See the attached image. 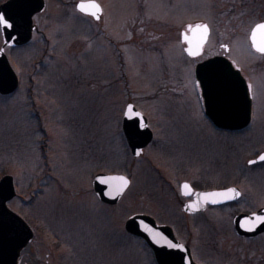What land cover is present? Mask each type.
<instances>
[{"label": "rangeland", "instance_id": "1", "mask_svg": "<svg viewBox=\"0 0 264 264\" xmlns=\"http://www.w3.org/2000/svg\"><path fill=\"white\" fill-rule=\"evenodd\" d=\"M78 1L88 0H45L31 41L5 50L20 86L0 96V178L13 177L17 197L8 207L34 231L22 262L152 264L124 222L182 213L187 182L242 192L233 204L207 209L196 227L189 220L181 237L195 262L264 264V236L240 239L232 224L264 205V165H248L264 151V55L248 38L264 21V0H93L102 7L99 23L78 14ZM197 22L210 36L202 56L189 59L180 31ZM217 55L250 82L249 130L223 133L204 115L193 71ZM126 103L153 132L140 158L122 136ZM98 173L130 179L116 206L93 193Z\"/></svg>", "mask_w": 264, "mask_h": 264}, {"label": "water", "instance_id": "2", "mask_svg": "<svg viewBox=\"0 0 264 264\" xmlns=\"http://www.w3.org/2000/svg\"><path fill=\"white\" fill-rule=\"evenodd\" d=\"M81 3L97 4L100 9L98 18L81 12L78 8ZM44 9V0H7L0 5V15L5 16L12 24V27L7 30L0 26L3 39V45L0 49V95L12 94L19 85L17 75L5 54V49L7 47H22L29 43L34 31L33 17L43 12ZM76 10L83 15L92 17L94 21H99L102 16L100 5L91 0L77 2ZM197 25L207 26L208 32L203 41H201L202 33L188 30L189 27L195 28ZM255 26L250 31L249 42L253 51L262 55L255 50L252 43L251 33ZM209 34L210 29L206 23L198 22L186 25L181 30V43L185 46L186 55L192 59L200 57L203 54ZM185 36L191 41V44L185 42ZM261 39L262 37L258 35L257 40ZM197 45H200L199 54L196 56L189 55L188 49H195ZM194 76L200 90L204 114L214 127L234 132L248 126L251 118L250 86L239 68L224 56H214L196 64ZM129 108L132 109L130 115L128 114ZM122 127L131 155L136 158L140 157L144 148L151 143L153 138V134L147 125V119L133 105L129 104L126 107ZM261 156H264V153L255 160L250 161L249 164L262 162ZM110 177H122L128 181V184L120 188L118 184L110 186L100 182ZM185 184L189 186L187 189L189 194L187 195L183 187ZM129 185L130 180L123 175L97 174L92 180L94 192L99 200L111 206L118 203ZM230 190L238 193V195L231 197L217 196L215 198L209 195L212 193H225ZM180 193L183 197H193V201L186 203L183 207L184 212L188 214L201 213L207 205H224L232 203L241 197V192L236 187L193 192L192 187L188 183L181 184ZM15 196L13 177L10 175L3 176L0 179V264H18L20 252L31 242L34 236L29 225L7 206L8 202L13 200ZM206 196L208 197L207 199H205ZM213 199H215V203H213ZM190 205L193 207H190ZM260 216H264V208L254 214L236 215L233 219L236 234L240 237L253 238L264 233V224H261L258 219ZM145 226L152 233L159 234L155 241L149 231L145 230ZM125 231L145 240L152 250L157 264H196L189 248L179 243L170 229L157 227L149 216H131L125 223ZM160 237H163V239H160ZM167 242H171L178 247L168 248ZM180 248H183V251Z\"/></svg>", "mask_w": 264, "mask_h": 264}, {"label": "snow or ice", "instance_id": "3", "mask_svg": "<svg viewBox=\"0 0 264 264\" xmlns=\"http://www.w3.org/2000/svg\"><path fill=\"white\" fill-rule=\"evenodd\" d=\"M79 10L81 12H85L89 15H92L94 17L98 18V13L100 11L99 6L95 3H89V4H84L81 3L78 6ZM0 26H3V28L5 30L9 29L12 27V24L6 19L5 16L0 15ZM189 31H195V32H200L202 33V37H201V41H203L204 37H206L208 29L206 25H197L195 26V28L189 27L188 29ZM261 36L262 39L261 40H257V36ZM251 38H252V43L253 46L255 48V50L259 53H261L262 55H264V23H258L256 24L255 28L253 29L252 33H251ZM185 42L191 44V41L188 40L187 36H185ZM200 52V45H197L195 47V49L193 48H189L188 49V53L191 56H196L198 55ZM132 113V109L129 108L128 109V114L130 115ZM138 154V153H137ZM260 159L262 161H264V156H261ZM103 184H108L110 186H112L113 184H118L120 188L127 186L128 181L124 178H108V179H103L100 181ZM185 194H189L187 192V189L189 188V186L187 184H185L184 186ZM118 190V189H117ZM211 195L213 198L217 197V196H226V197H231L234 195H238V193H234L232 190H230L229 192H225V193H212L209 194ZM208 197L206 196L205 199H207ZM215 199H213V203H215ZM190 207H193L192 205H190ZM259 221L261 224H264V216H260L258 217ZM145 230L149 231L150 235L153 236V239L155 241L156 237L159 236L158 233H152L150 229H147V226H145ZM160 239H163V237H160ZM158 242V241H156ZM167 247L168 248H177L178 246L171 243V242H167ZM181 251H183V248H180Z\"/></svg>", "mask_w": 264, "mask_h": 264}, {"label": "flooded vegetation", "instance_id": "4", "mask_svg": "<svg viewBox=\"0 0 264 264\" xmlns=\"http://www.w3.org/2000/svg\"><path fill=\"white\" fill-rule=\"evenodd\" d=\"M128 104L129 103H126L125 108H126V106ZM125 108H124V111H125ZM123 117H124V112H123V116H122V122H123ZM251 125H252V117H251V120H250L249 125L245 128V130H249L250 127H251ZM121 132H122L123 139L126 142L125 136H124L123 130H122V123H121ZM224 133H233L234 134V133H238V132H224ZM262 165H264V161L261 162V163L253 164L250 167H258V166H262ZM190 201H192L191 198L186 199L182 203V205H181V212L182 213H180V214H175V215H171V216H169V215H163V214H157V215L156 214H153V215H150V216L154 220V222H155V224H156L157 227H166V228L170 229L173 232L175 238L180 243H182L184 245H187L190 248L191 253L193 255L192 248L190 247V245L188 244V242L183 241L181 235H182L183 232H185V231H187L189 229V224H188L189 220L192 221L193 227H196L201 222V219L203 218L204 213L207 211V209H210V208L214 209L215 207H207V209L204 212H202V213H195V214H187V213H184L183 212V205H184V203L190 202ZM261 208H264V205H262L261 207L255 209V210H252L251 212H249V214H252V213L256 212L257 210H259ZM140 214H144V213H140ZM124 226H125V222H124ZM262 236H264V233L261 234V235H259V236H257L256 238H252V239H248V240H254V239H257V238L262 237ZM133 238L137 239L139 242L142 243L144 249L147 252L148 258L151 260L152 264H156L155 259H154V256H153V253L149 249V247L147 246V244L145 243V241L143 239L139 238V237H133ZM22 253L20 254L18 264H32V259L31 258L26 263L25 262H22Z\"/></svg>", "mask_w": 264, "mask_h": 264}]
</instances>
